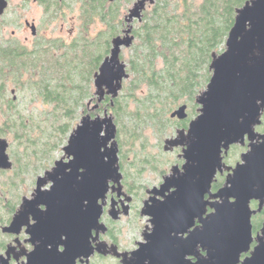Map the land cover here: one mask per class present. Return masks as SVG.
Listing matches in <instances>:
<instances>
[{
  "label": "water",
  "instance_id": "1",
  "mask_svg": "<svg viewBox=\"0 0 264 264\" xmlns=\"http://www.w3.org/2000/svg\"><path fill=\"white\" fill-rule=\"evenodd\" d=\"M148 2L155 0H138L130 8L128 29L113 38L110 54L94 74L97 103L92 110L106 96L117 98L130 77L122 51L134 44L131 24L142 19ZM8 7V0H0V16ZM225 45V50L213 53L212 76L196 99L199 114L188 128H179L176 136L165 140L166 151L182 147L184 164L174 165L160 187L149 190L152 197L142 215L150 218L152 232L125 264H187L186 256L199 248L205 251L199 264H264V226L252 255L242 259L254 241L256 211L251 200L261 201L259 209L264 203V132L257 130L264 114V0H249L237 10ZM170 117L188 118V105H180ZM117 134L108 110L104 115L85 114L64 155L39 177L35 198L25 200L9 228L24 224L32 212V241L38 243L28 264H77L78 258L89 260L94 254L93 230H105V200L111 190L119 195L124 191ZM246 143L248 150L240 161L228 166L224 159L231 147ZM8 148L9 141L0 139V170L13 167ZM225 170L226 182L214 192L213 183ZM110 214L118 217L114 205Z\"/></svg>",
  "mask_w": 264,
  "mask_h": 264
},
{
  "label": "trees",
  "instance_id": "2",
  "mask_svg": "<svg viewBox=\"0 0 264 264\" xmlns=\"http://www.w3.org/2000/svg\"><path fill=\"white\" fill-rule=\"evenodd\" d=\"M79 1H83L80 15L85 29L73 43L47 47L37 55H27L14 41L7 48L0 44V94L5 99L0 123L6 125L8 136L12 135L16 141L12 152L16 159L15 171L2 180L3 193L10 198L7 206L15 203L12 197L16 199L15 189L22 174L40 170V156L59 147L77 116L84 113L94 116L108 110L113 114L126 182L138 184L145 168L161 175L165 173L166 166L173 164L170 156L161 150L158 155L146 157L138 144L142 142L145 149L144 133L152 129L161 148L167 134L184 122L170 117L180 105H188V118L197 114V96L212 76L213 53L225 49L237 10L249 0L155 1L134 27L135 42L128 49L131 51L127 64L130 77L124 81L117 98L112 101L106 96L95 110L90 109L86 99L90 97L97 102L91 90L94 74L110 54L112 39L125 28V14L122 0ZM65 2L42 0L50 16L64 11ZM127 2L130 0L124 1ZM95 20L103 22L105 28L88 36V26ZM60 49L62 52L57 54L56 50ZM7 82L13 84L15 92L31 94L32 101L27 105L40 101L43 109L34 115L19 108L8 95ZM260 130H264V114ZM22 148L24 151H20ZM51 166L48 164L46 169ZM3 202L0 195V205Z\"/></svg>",
  "mask_w": 264,
  "mask_h": 264
},
{
  "label": "flooded vegetation",
  "instance_id": "3",
  "mask_svg": "<svg viewBox=\"0 0 264 264\" xmlns=\"http://www.w3.org/2000/svg\"><path fill=\"white\" fill-rule=\"evenodd\" d=\"M9 1V0H8ZM42 3V0H37ZM63 1V0H61ZM138 0H133V5ZM157 1V0H155ZM155 3V2H154ZM154 3L148 2L146 5V9L143 11L142 19H135L132 22L133 26V34H134V27L138 22H141L143 20V17L145 15V12L148 8H150ZM44 5V3H42ZM8 9V8H7ZM130 10V9H129ZM128 10V13H129ZM7 11V10H6ZM5 11V12H6ZM64 11L62 10L55 19L59 18L60 16L63 22L70 23V27L68 28L69 34L72 36L74 26L71 24V22H67L66 20V14L64 15ZM125 14V21L126 16ZM4 15V14H3ZM0 16V37L3 35V30L1 28V20L2 17ZM80 23H78L77 32L78 35L84 30V20L79 18ZM47 23V22H46ZM48 26L47 24L45 25ZM65 26V25H63ZM44 27V28H46ZM129 27V24L126 22L125 28L121 32H119L117 35H123L125 30H127ZM25 28L31 31V36L25 37V42L18 41L19 38L16 39V31L13 32L12 38H1L0 41L5 44V48H7L10 45V42H13L16 40L20 48L27 52V55L34 54L37 55L39 52L43 51V49H46L47 47H55L60 46L62 47L63 44H71V41H68L66 39H61L59 36H48L45 32L43 26L40 23H37L35 21L26 20L25 21ZM77 35V36H78ZM116 35V36H117ZM71 39V38H70ZM113 40V39H112ZM112 43V42H111ZM2 90L1 83H0V92ZM16 92L13 93V100L17 101ZM4 97L0 94V112L1 114L4 113L2 110H5V102H3ZM3 105V107H1ZM199 114V107L197 108V114L192 118H186L184 120H179L180 122H183L182 128H188L190 121L195 118ZM189 119V120H188ZM188 120V121H187ZM263 120V117H262ZM187 121V125H186ZM0 139H8L7 134V128L6 125L2 122L0 123ZM262 125L257 127V130L259 132H264V130H260V127ZM13 142V141H11ZM9 141V148L8 152L10 154L11 160L13 162V167L10 169H1L0 175L5 176L8 173H12L15 171L16 167V159L13 156V149L16 141L11 143ZM237 148H243V152L248 150V143L245 145L236 144L231 147V150L229 151V154L225 156V163L228 166H236V164L239 161H236L233 163L229 160L231 157L234 149ZM174 149H179L178 151L182 152V147H177ZM181 154V153H179ZM68 159V158H67ZM177 163H173L170 166H166L165 173L162 174V180L156 184L153 185L151 188L148 187V185L139 186L138 184L134 183L132 185L129 182H126L125 180V172L124 178H123V190L122 195H119V192L117 190L113 191L111 190L108 194L107 199L104 203L103 208V215L101 218V222L105 225V230L101 229L99 230H93V236H92V244L95 248L94 254L89 258V260H85L82 258H78L77 264H125V261L130 260L133 258V251L136 250L139 247V244L141 242L145 241V236L150 234L152 232L153 224L150 222V218L147 216L142 215V208L145 205V202L152 197V194L149 193V190L157 187L159 188L160 185L163 182V178L168 175L171 172V168L174 165H178L180 168H182L184 164V159L182 157L177 158ZM55 165V162H54ZM54 165L50 167L49 170H51ZM229 174L228 170H225L224 173H218L216 180L213 183V191H218L221 187L224 186L226 182L227 175ZM41 175L39 174V169L33 170L30 173L22 174L21 180L18 182L17 188V196L16 199L14 197L13 200L15 203H13L10 206L8 205L9 196L7 193H3V187H2V181H0V195L4 198V202L2 205H0V264H28L29 263V256L30 254L35 250L36 245L32 241V234H31V228L36 223V220L34 219V216L32 212H28L29 219L24 224L18 225V227L15 230H9L11 227V223L13 221V218L20 214V212L24 209V202L25 200H32L35 198V195L37 194V188H38V181L39 177ZM47 185L46 187H49ZM27 188V189H26ZM125 192V193H123ZM158 199H162L160 195H157ZM208 198V197H207ZM260 200L259 199H253L251 200V208L252 210H255L256 212L252 214V224H253V236L254 241L251 244V250L249 252H245L242 254V259L244 260L247 257H250L252 255V251L255 248V246L258 244L257 237L259 233H261L262 228L264 226V203L260 208ZM114 205V213L117 214V218L113 217L110 214V211L112 209V206ZM3 207V210L1 208ZM44 209L45 206H42ZM213 209L209 208L208 213H211ZM128 212V213H127ZM127 213V214H126ZM7 215V216H6ZM144 216L147 217V222L144 223L142 226H140V218ZM128 218L127 224L128 226L120 225L119 223L121 221H124ZM134 222H132L133 220ZM136 223V224H135ZM195 226H199V222H196ZM126 230H135L137 231L138 237H136L133 242L129 241V244L127 245V241L124 240L122 237V233ZM125 241V243L123 242ZM60 250H65V246L61 245ZM124 254V255H123ZM205 255V251L202 249L199 252L197 251L196 254H190L186 256L187 264H199V256ZM148 263V261H147Z\"/></svg>",
  "mask_w": 264,
  "mask_h": 264
},
{
  "label": "rangeland",
  "instance_id": "4",
  "mask_svg": "<svg viewBox=\"0 0 264 264\" xmlns=\"http://www.w3.org/2000/svg\"><path fill=\"white\" fill-rule=\"evenodd\" d=\"M65 1H66L65 2L66 5H64L65 6L64 15L66 14V19H64V20H66L67 22H71V24L73 26L76 24V26L78 27V23H80L79 18H80V13H81V5H82L81 2H83V1H79V0H65ZM122 1H123L122 2V5H123L122 12L124 14H126V13H128V10L133 6V0H130L129 4H128V2L125 4L124 3L125 0H122ZM126 1H128V0H126ZM61 9H59V11ZM3 16L4 17H2V20H1V28L3 30V35L0 37V39L1 38L2 39L3 38H9L10 39V38H12L13 32L16 31V34H17L16 39H18V38L20 39L18 41V43L20 41L25 42V40H24L25 37L31 36V31L25 28V21L26 20L35 21L37 23H40L43 26V28L46 27L45 25L47 24L48 26L46 28H44V30L48 36H52V37L59 36L61 39H66L68 41H71V43H73V41L77 38V35H78L77 27L74 26V30H73V33L71 36L69 34V31H68V28L70 27V23L65 24L63 22V20L61 19L62 16H60L56 20L55 17H57V14L50 16V13L46 10L45 4L43 5L40 1H37V0H9V7ZM63 25H65V26H63ZM103 28H105L104 23L101 21L95 20L93 23H91L88 26V30H87L88 36H94L99 30H101ZM14 39H15V37L13 38V41L17 42ZM0 44L5 46V44L1 41H0ZM128 49L129 48H123V51H122V54H123L122 58L127 64H128V59L130 58V55H131V51H128ZM223 50H225V49L222 48V51ZM56 51H57L56 52L57 54L58 53L60 54L62 52V49L56 50ZM206 88H207V85L200 91V93L203 90H205ZM7 89H8V91H7L8 95H10V97H13L12 90L16 89V88L13 86V84L11 82H7ZM91 90L94 93L93 96L96 97V95H95L96 87L94 84V78L92 81ZM15 96L18 97L17 101H15V103L19 106V108L26 109L27 112H33L34 115H36L39 111H41L43 109V104L40 101H34V102L27 105V102L32 101L30 93L24 94L23 91L18 90L16 92ZM87 102L89 103V107L91 110L94 107V105L97 103L95 100L91 99L90 97H88L86 99V103ZM198 107H200V105ZM78 111L79 112L81 111V107H79ZM85 114H87V113H84L83 115L79 114L80 116H77V118L74 122V125L72 126V129L67 134L65 141L61 142V145H59V147L52 148L51 150L46 152L43 156H40L39 162L42 166V167L40 166L41 169L39 170L40 175H44V173L50 169V167L48 169H46L48 164L54 165V162L57 159H60L64 155V147H65V145H67L70 135L72 134L73 130L77 127V125L80 124V122H81V120ZM98 114L104 115V112L103 113L98 112L96 115H98ZM96 115H94V116H96ZM174 124L178 125V122L175 121ZM179 128H182V126H178L173 132H171V133L169 132L167 134V136L164 138L163 145L161 147L162 149L159 147V139H158L156 132L153 131L152 129H148L144 133V136L147 138V141H146L147 144L145 146V149H144L142 142H140L138 144V147L141 146V148L143 150H145L144 153L147 154L146 157H149L151 155H158V153L161 150H164L166 152V154L170 156L169 160L172 163H177V158L180 157L179 153H181V151H178L179 149H172V150L166 151L164 149V145H165V140L167 138H171V137H174L177 135V131ZM33 135H34V133H33ZM8 139L10 142L15 141L12 135H9ZM13 142H11V143H13ZM15 146L16 145H14L13 147L15 148ZM20 151H24V148L20 149ZM242 153H243V148L234 149L229 160L232 161L233 163H235L236 161H240ZM132 157L135 158V156H131V158ZM138 157H140V155H138ZM163 167L164 166L162 165L161 168H163ZM2 180L4 181V175L3 176L0 175V181H2ZM139 180H140L138 182L139 186L142 187L144 185H146V186L148 185V187L151 188L153 185L158 184L162 180V175L160 172L157 173V172H154L153 170H151L149 168H145V169H143L142 175H141ZM0 213H1V211H0ZM127 222H129L128 218L125 219L124 221H121L119 224L123 225V226H128ZM132 222H134V220ZM139 223H140V226H142L144 223H148L147 217L142 216L140 218ZM121 235L124 238V240L127 241V245L129 244V241L133 242V240L136 237H138L137 231H135V230H128L127 231L126 228H125V232H123ZM125 241H123V242L125 243Z\"/></svg>",
  "mask_w": 264,
  "mask_h": 264
}]
</instances>
